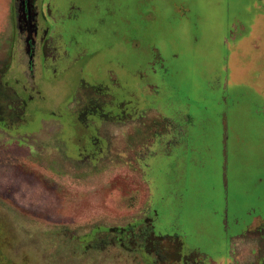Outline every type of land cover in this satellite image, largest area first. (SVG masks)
I'll return each instance as SVG.
<instances>
[{
    "label": "rangeland",
    "instance_id": "1",
    "mask_svg": "<svg viewBox=\"0 0 264 264\" xmlns=\"http://www.w3.org/2000/svg\"><path fill=\"white\" fill-rule=\"evenodd\" d=\"M23 2L0 264H264V0Z\"/></svg>",
    "mask_w": 264,
    "mask_h": 264
},
{
    "label": "flooded vegetation",
    "instance_id": "2",
    "mask_svg": "<svg viewBox=\"0 0 264 264\" xmlns=\"http://www.w3.org/2000/svg\"><path fill=\"white\" fill-rule=\"evenodd\" d=\"M15 2L17 3V9H22V10H24L25 8H26V6L24 5V2H23V0H22V3H20L21 2V0H15Z\"/></svg>",
    "mask_w": 264,
    "mask_h": 264
},
{
    "label": "trees",
    "instance_id": "3",
    "mask_svg": "<svg viewBox=\"0 0 264 264\" xmlns=\"http://www.w3.org/2000/svg\"><path fill=\"white\" fill-rule=\"evenodd\" d=\"M158 254V253H157Z\"/></svg>",
    "mask_w": 264,
    "mask_h": 264
}]
</instances>
